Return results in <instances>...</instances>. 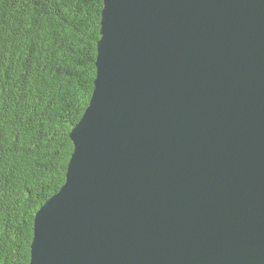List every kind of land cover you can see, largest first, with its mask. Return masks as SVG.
<instances>
[{"label":"water","instance_id":"95a60500","mask_svg":"<svg viewBox=\"0 0 264 264\" xmlns=\"http://www.w3.org/2000/svg\"><path fill=\"white\" fill-rule=\"evenodd\" d=\"M101 24L30 264H264V0H104Z\"/></svg>","mask_w":264,"mask_h":264},{"label":"trees","instance_id":"16d2710c","mask_svg":"<svg viewBox=\"0 0 264 264\" xmlns=\"http://www.w3.org/2000/svg\"><path fill=\"white\" fill-rule=\"evenodd\" d=\"M104 0H0V264H30L97 74Z\"/></svg>","mask_w":264,"mask_h":264},{"label":"bare ground","instance_id":"6f19581e","mask_svg":"<svg viewBox=\"0 0 264 264\" xmlns=\"http://www.w3.org/2000/svg\"><path fill=\"white\" fill-rule=\"evenodd\" d=\"M102 19V18H101Z\"/></svg>","mask_w":264,"mask_h":264}]
</instances>
